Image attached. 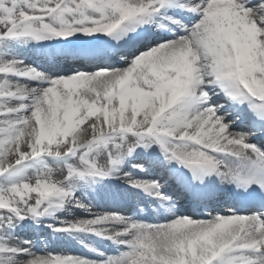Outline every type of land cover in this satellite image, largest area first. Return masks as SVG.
<instances>
[{
	"label": "snow or ice",
	"instance_id": "1",
	"mask_svg": "<svg viewBox=\"0 0 264 264\" xmlns=\"http://www.w3.org/2000/svg\"><path fill=\"white\" fill-rule=\"evenodd\" d=\"M0 264H264V0H0Z\"/></svg>",
	"mask_w": 264,
	"mask_h": 264
},
{
	"label": "rangeland",
	"instance_id": "2",
	"mask_svg": "<svg viewBox=\"0 0 264 264\" xmlns=\"http://www.w3.org/2000/svg\"><path fill=\"white\" fill-rule=\"evenodd\" d=\"M82 127H84V125H82ZM57 178H60V176H59V175H57Z\"/></svg>",
	"mask_w": 264,
	"mask_h": 264
},
{
	"label": "bare ground",
	"instance_id": "3",
	"mask_svg": "<svg viewBox=\"0 0 264 264\" xmlns=\"http://www.w3.org/2000/svg\"><path fill=\"white\" fill-rule=\"evenodd\" d=\"M86 125H87V122H86V124L84 126H86Z\"/></svg>",
	"mask_w": 264,
	"mask_h": 264
}]
</instances>
